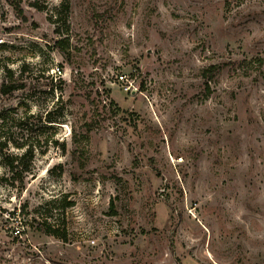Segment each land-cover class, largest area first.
Returning a JSON list of instances; mask_svg holds the SVG:
<instances>
[{
    "label": "rangeland",
    "instance_id": "obj_1",
    "mask_svg": "<svg viewBox=\"0 0 264 264\" xmlns=\"http://www.w3.org/2000/svg\"><path fill=\"white\" fill-rule=\"evenodd\" d=\"M4 66L0 264H264V0H0Z\"/></svg>",
    "mask_w": 264,
    "mask_h": 264
},
{
    "label": "trees",
    "instance_id": "obj_2",
    "mask_svg": "<svg viewBox=\"0 0 264 264\" xmlns=\"http://www.w3.org/2000/svg\"><path fill=\"white\" fill-rule=\"evenodd\" d=\"M63 6L64 3L60 2L59 7ZM56 30L58 33V29ZM56 44L58 47L61 41H57ZM0 70L4 74L0 82V94L7 95L20 88L21 85L18 86L11 81L13 73L8 67L4 66ZM34 119L36 115L26 106L21 110L17 107L9 111H0V168L4 169V173L0 172V183L7 184L19 192L25 188V181L31 174L36 153H45V151H38V148H41L40 143L44 144L45 148L48 145L57 144L53 141V135L46 138L32 133L35 126ZM12 149L16 152L11 151ZM72 205L73 203L67 202L64 208ZM47 232L52 236L58 235V232L51 227H47Z\"/></svg>",
    "mask_w": 264,
    "mask_h": 264
},
{
    "label": "built area",
    "instance_id": "obj_3",
    "mask_svg": "<svg viewBox=\"0 0 264 264\" xmlns=\"http://www.w3.org/2000/svg\"><path fill=\"white\" fill-rule=\"evenodd\" d=\"M54 72L56 73V74H60V70L58 69V68H56L55 70H54Z\"/></svg>",
    "mask_w": 264,
    "mask_h": 264
}]
</instances>
